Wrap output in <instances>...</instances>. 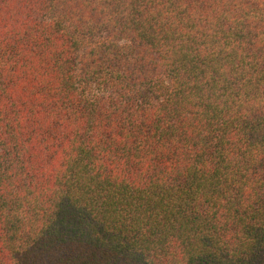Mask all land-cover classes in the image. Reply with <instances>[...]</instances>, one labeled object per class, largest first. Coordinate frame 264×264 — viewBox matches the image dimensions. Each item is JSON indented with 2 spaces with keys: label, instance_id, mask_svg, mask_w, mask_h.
Here are the masks:
<instances>
[{
  "label": "trees",
  "instance_id": "16d2710c",
  "mask_svg": "<svg viewBox=\"0 0 264 264\" xmlns=\"http://www.w3.org/2000/svg\"><path fill=\"white\" fill-rule=\"evenodd\" d=\"M0 264H264V0H0Z\"/></svg>",
  "mask_w": 264,
  "mask_h": 264
}]
</instances>
